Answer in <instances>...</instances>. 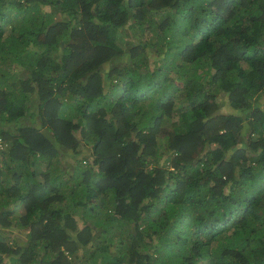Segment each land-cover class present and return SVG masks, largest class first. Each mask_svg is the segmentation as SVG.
I'll return each mask as SVG.
<instances>
[{
	"label": "trees",
	"instance_id": "1",
	"mask_svg": "<svg viewBox=\"0 0 264 264\" xmlns=\"http://www.w3.org/2000/svg\"><path fill=\"white\" fill-rule=\"evenodd\" d=\"M0 264H264V0H0Z\"/></svg>",
	"mask_w": 264,
	"mask_h": 264
}]
</instances>
